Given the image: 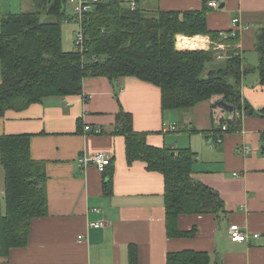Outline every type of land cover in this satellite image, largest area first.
Listing matches in <instances>:
<instances>
[{
	"label": "crops",
	"instance_id": "1",
	"mask_svg": "<svg viewBox=\"0 0 264 264\" xmlns=\"http://www.w3.org/2000/svg\"><path fill=\"white\" fill-rule=\"evenodd\" d=\"M122 1L148 12L201 10L204 4L203 0ZM48 4L0 0V22L6 14L38 9L43 11L41 18L48 16ZM220 5L207 13L209 30H230L236 17L249 25L237 44L243 69L258 67L256 39L264 26V0H222ZM181 37L183 46L178 45ZM212 45L207 34L176 37L179 50H210ZM222 62L216 59L213 65ZM241 91L256 110L264 109V83L258 70L245 74ZM220 100L222 95H214L190 109L163 110L161 89L155 84L133 76L116 83L90 76L83 81L82 94L49 96L22 110L8 109L0 116V135H31L32 156L46 163L49 213L33 218L27 245L12 248L8 256L0 254V264H130L132 244L138 247L139 264H167L169 252L182 250L208 252L210 264H264V116H245L241 129L224 132L218 141L221 132L216 128L236 115L219 105ZM122 109L132 113L136 130L148 133L149 144L196 152L192 176L219 192L224 216L181 215L182 231L197 230L188 237L168 235L164 175L149 170L141 160L128 162L125 135L116 130V115ZM174 123L176 130L164 129ZM96 152L113 160V190L108 195L103 172L95 165L82 168L77 161L83 153ZM5 192L0 156L3 208ZM95 221L104 225L91 226ZM231 223L249 232V240L231 241ZM254 233L260 236L255 238Z\"/></svg>",
	"mask_w": 264,
	"mask_h": 264
},
{
	"label": "trees",
	"instance_id": "2",
	"mask_svg": "<svg viewBox=\"0 0 264 264\" xmlns=\"http://www.w3.org/2000/svg\"><path fill=\"white\" fill-rule=\"evenodd\" d=\"M203 0L201 10L148 12L126 6L122 0H100L85 23V51L65 50L61 26L66 0H48V13L56 19L42 21V9L9 13L0 26V116L8 109L22 110L49 96L83 93L86 77L105 76L111 82L133 76L161 89L163 110H184L222 95L234 106L236 115L223 121L221 132L242 128L248 115L264 116L242 94V80L256 69L264 83V26L260 28L256 48L258 67L243 69L241 55L230 56L219 65L215 42L222 31L209 30L207 13L212 9ZM207 34L213 41L210 50H179L177 34ZM181 37L178 45L183 46ZM230 44L236 38L227 40ZM191 47L195 44H188ZM213 65V66H212ZM120 89H117L116 94ZM118 97V96H117ZM116 130L125 135L127 160H141L149 170L163 173L167 232L171 237H188L197 230L182 231L179 217L185 214H226L225 202L218 191L193 178L196 152L191 148L158 147L147 142V132L134 127L133 115L121 110L116 115ZM264 144V133L262 134ZM0 156L6 175L5 208L0 196V254L8 256L14 247L27 245L33 218L49 213L44 160L31 154V135H0ZM104 175L105 194L113 188V160ZM208 252L182 250L169 252L167 264H210ZM130 264H139L138 247L130 246Z\"/></svg>",
	"mask_w": 264,
	"mask_h": 264
},
{
	"label": "built area",
	"instance_id": "3",
	"mask_svg": "<svg viewBox=\"0 0 264 264\" xmlns=\"http://www.w3.org/2000/svg\"><path fill=\"white\" fill-rule=\"evenodd\" d=\"M100 0H66L67 2L73 5V17L78 21L79 28L75 31L74 34V43L76 45V49L80 52H84L85 42H86V29L85 23L90 16V13L94 10L96 4ZM222 0H210L208 5L211 8H218ZM131 7H135V3H131ZM249 29V25L241 22V20L236 17L232 20V27L230 30L222 31L221 39L218 42H215V57L219 60H224L230 56V51H233L235 55H240V51L238 48V44H230L227 42L230 38H236L241 34L242 31ZM222 129L225 131L227 129L226 124H221ZM178 128V124H170L164 127L166 130H176ZM90 126H86V130H90ZM96 132H100L99 129ZM223 138L220 136L217 138L218 141H221ZM78 164L80 167L85 168L90 165H95L101 172H104L112 162V158L105 154L104 152H96L93 154L83 153L78 157ZM93 227H101L104 225L103 221H95L90 224ZM229 238L233 242H246L249 240L250 234L249 232L243 230V228L238 223H231L228 229ZM253 237L258 238L260 234L254 233Z\"/></svg>",
	"mask_w": 264,
	"mask_h": 264
},
{
	"label": "rangeland",
	"instance_id": "4",
	"mask_svg": "<svg viewBox=\"0 0 264 264\" xmlns=\"http://www.w3.org/2000/svg\"><path fill=\"white\" fill-rule=\"evenodd\" d=\"M64 8L66 10L67 15H70L69 17L67 15L68 18L63 19L62 22V26H61V31H62V44H63V48L65 50L71 51V50H75L76 49V45L74 43V34L75 31L79 28V23L78 21L73 17V5L69 2H67L66 4L64 3ZM56 17L49 13L48 16H44L42 17V21H52L55 20ZM1 24V22H0ZM1 29V28H0ZM191 44H195V43H191ZM1 74V72H0Z\"/></svg>",
	"mask_w": 264,
	"mask_h": 264
},
{
	"label": "water",
	"instance_id": "5",
	"mask_svg": "<svg viewBox=\"0 0 264 264\" xmlns=\"http://www.w3.org/2000/svg\"><path fill=\"white\" fill-rule=\"evenodd\" d=\"M222 7H223V4L220 5V8H222ZM218 103H219V105L223 106L227 111H229V112L234 111V106L227 103L226 101L220 100Z\"/></svg>",
	"mask_w": 264,
	"mask_h": 264
}]
</instances>
